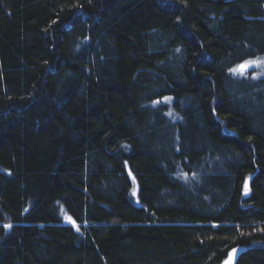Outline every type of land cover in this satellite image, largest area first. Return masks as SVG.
<instances>
[{
  "label": "trees",
  "instance_id": "obj_1",
  "mask_svg": "<svg viewBox=\"0 0 264 264\" xmlns=\"http://www.w3.org/2000/svg\"><path fill=\"white\" fill-rule=\"evenodd\" d=\"M262 55L264 0H0V264H264Z\"/></svg>",
  "mask_w": 264,
  "mask_h": 264
},
{
  "label": "rangeland",
  "instance_id": "obj_2",
  "mask_svg": "<svg viewBox=\"0 0 264 264\" xmlns=\"http://www.w3.org/2000/svg\"><path fill=\"white\" fill-rule=\"evenodd\" d=\"M247 61H264V55L250 59V60H247ZM245 62H243L242 64H244ZM242 64H238V65H242ZM237 66H235V68H237ZM254 71H257V72H260L261 74H263V75H259V76L254 74L253 75L254 77H256V78L264 77V64H260L259 66L253 65V66L249 67L244 75L248 74L249 72H254ZM235 73H238V72H235ZM232 255H233V253H231L229 258L223 264H234V260L232 258Z\"/></svg>",
  "mask_w": 264,
  "mask_h": 264
},
{
  "label": "snow or ice",
  "instance_id": "obj_3",
  "mask_svg": "<svg viewBox=\"0 0 264 264\" xmlns=\"http://www.w3.org/2000/svg\"><path fill=\"white\" fill-rule=\"evenodd\" d=\"M260 64H264V61H246L242 65H238L237 68L230 69L232 72H238L240 75H244L247 69L253 65L259 66ZM169 99V98H166ZM5 227L10 228L11 225H6Z\"/></svg>",
  "mask_w": 264,
  "mask_h": 264
},
{
  "label": "water",
  "instance_id": "obj_4",
  "mask_svg": "<svg viewBox=\"0 0 264 264\" xmlns=\"http://www.w3.org/2000/svg\"><path fill=\"white\" fill-rule=\"evenodd\" d=\"M241 251H242V250H238L237 254H239ZM236 256H237V255H235V259H236Z\"/></svg>",
  "mask_w": 264,
  "mask_h": 264
}]
</instances>
